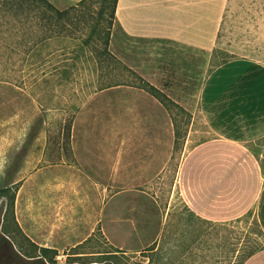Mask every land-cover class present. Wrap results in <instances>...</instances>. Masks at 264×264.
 Returning a JSON list of instances; mask_svg holds the SVG:
<instances>
[{
	"label": "rangeland",
	"instance_id": "rangeland-1",
	"mask_svg": "<svg viewBox=\"0 0 264 264\" xmlns=\"http://www.w3.org/2000/svg\"><path fill=\"white\" fill-rule=\"evenodd\" d=\"M52 1L61 9L75 4ZM228 5L211 51L130 36L110 23L108 9L100 14L99 1L77 17L82 19L71 36L33 47L21 22L0 16V146H24L25 158L27 148L31 154L29 174L16 151L20 158L6 164L0 180V232L13 244H3L0 264H33L40 253L33 242L56 248L58 264H240L243 258L248 264L264 250V231L253 211L208 223L181 195L178 168L188 114L172 106L183 136L174 135L167 146L172 156L154 169L132 165L130 128L116 125L117 98L151 94L139 86L143 77L196 103L207 73L224 60L264 62V0ZM109 26L113 56L101 53ZM68 166L87 181L72 184ZM223 207L216 203L214 209ZM257 258L260 264L264 253L250 264Z\"/></svg>",
	"mask_w": 264,
	"mask_h": 264
},
{
	"label": "crops",
	"instance_id": "crops-1",
	"mask_svg": "<svg viewBox=\"0 0 264 264\" xmlns=\"http://www.w3.org/2000/svg\"><path fill=\"white\" fill-rule=\"evenodd\" d=\"M227 4L228 0H118L114 25L133 37L172 40L211 51ZM167 94L192 114L178 168V187L186 203L196 215L213 221L253 211L264 231V62L235 57L213 67L197 91L196 103ZM115 113L116 125L129 127L133 136L132 165L154 169L158 161L170 159L167 146L175 135V123L171 109L158 97L117 98ZM141 136H148L145 142ZM16 147L0 146V180L6 175V164L19 157L16 151L22 152L23 173L25 162L30 172V148L25 158L24 146ZM74 154L79 157L75 145ZM126 159L122 153L121 161ZM67 171L72 184L87 181L70 166ZM216 203L224 207L214 209Z\"/></svg>",
	"mask_w": 264,
	"mask_h": 264
},
{
	"label": "trees",
	"instance_id": "trees-1",
	"mask_svg": "<svg viewBox=\"0 0 264 264\" xmlns=\"http://www.w3.org/2000/svg\"><path fill=\"white\" fill-rule=\"evenodd\" d=\"M94 1H99L101 4L99 10L100 14L103 15L107 9L109 10L111 18L108 19H110L109 21L111 24H114L118 0H90V3L87 5H85L87 0H80L77 3L72 4L70 7L65 9L59 8L52 0H0V16L6 17L7 21H10L11 20L10 18H13L16 21L21 22L22 28H24V31L29 35V38L32 41L31 47H33L34 45L37 46L42 41L52 37L71 36L75 25L78 23V21L80 22V20L82 19L80 17L79 18L77 17L85 16L86 11L88 12V10H90L88 8L90 7L91 3H93ZM229 1L230 0H228V3ZM228 6L229 5L227 4L226 11L227 9H229ZM226 11L224 13V17L220 26L217 43L219 41V38L221 36V30L225 23ZM100 21H98L97 24H99ZM110 34H111V26L107 28V35L105 36V41H104L105 46L104 48H102L101 53L113 56L112 52L107 47ZM89 42L90 39L87 38L86 42L84 43L87 45ZM228 60H224V62ZM141 79L143 84L139 85L140 87L144 88L145 90L149 91L151 94L158 97L170 109H172V106L179 108L182 112L188 114L191 119L192 117L191 112L188 111L184 106L177 103L166 92L161 90L158 86H156L149 80H146L144 77ZM172 116L175 123V134L177 140L179 139V137L183 136V134L181 135V131L179 129V124L177 122V119H175L173 114ZM64 135L66 136L67 141H69L71 138V124L68 126L67 129H65ZM12 202L13 205L14 200ZM196 216L200 217L198 215ZM200 219L208 223L215 222L213 220H209L203 217H200ZM199 239L202 240V235H200ZM5 243L9 247L11 248L13 247V244L9 236H7V234L5 235L0 232V249L3 247V244ZM33 244H35L37 249L40 251L39 254L33 255V257H35L33 259L34 261L32 262L33 264H58L56 259L58 250L56 248L45 245H38L35 242H33ZM247 257H249V255ZM245 259L246 258H243V261H241L240 264H243ZM20 260L24 261L25 258L20 257ZM91 264H113V262L111 260H107L102 263H91Z\"/></svg>",
	"mask_w": 264,
	"mask_h": 264
},
{
	"label": "built area",
	"instance_id": "built-area-1",
	"mask_svg": "<svg viewBox=\"0 0 264 264\" xmlns=\"http://www.w3.org/2000/svg\"><path fill=\"white\" fill-rule=\"evenodd\" d=\"M264 157V156H263ZM263 171H264V167H263Z\"/></svg>",
	"mask_w": 264,
	"mask_h": 264
}]
</instances>
